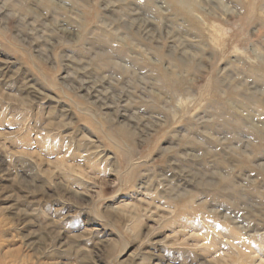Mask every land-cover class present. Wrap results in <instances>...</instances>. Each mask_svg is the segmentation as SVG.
Segmentation results:
<instances>
[{
	"label": "rangeland",
	"instance_id": "374dc122",
	"mask_svg": "<svg viewBox=\"0 0 264 264\" xmlns=\"http://www.w3.org/2000/svg\"><path fill=\"white\" fill-rule=\"evenodd\" d=\"M0 264H264V0H0Z\"/></svg>",
	"mask_w": 264,
	"mask_h": 264
}]
</instances>
